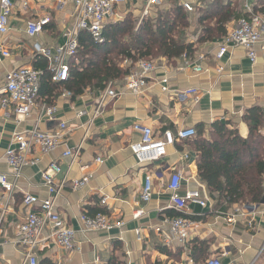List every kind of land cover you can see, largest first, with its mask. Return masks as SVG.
Returning a JSON list of instances; mask_svg holds the SVG:
<instances>
[{
	"label": "crops",
	"instance_id": "crops-1",
	"mask_svg": "<svg viewBox=\"0 0 264 264\" xmlns=\"http://www.w3.org/2000/svg\"><path fill=\"white\" fill-rule=\"evenodd\" d=\"M147 1L127 0L118 5L116 20L104 28L128 16L136 21L137 27L144 19H156L159 13H174L178 9L185 20L180 27V40L193 45L194 53L175 60H155L156 69L149 75L148 87L141 95L126 93L118 97L95 119L91 114L98 90L94 89L86 90L75 100L64 93L56 94L57 91L51 97L39 93L36 107L21 119L15 117L12 107L0 112V173L7 175L9 181L13 171L3 156L6 149L13 147V135L30 131L36 125L42 132L55 133L60 125H65L61 129V143L54 151L40 155L36 149L31 150L30 157L39 161L21 171L13 193L6 195L0 190L4 214L0 225V264H27L24 249L16 244L15 228L26 217L23 204L26 195L38 202L50 197L41 175L51 164L60 168L54 177L55 184L65 182L54 200V208L74 230L80 250L67 253L45 242L36 249L37 264H206L214 257H220L222 264H251L256 258L264 264V200L254 204L259 214L254 217L252 228L248 227L247 218H237L234 224H228L226 219L246 204L229 206L211 198L206 184L197 177L198 154L193 146L197 138L212 139L214 123L224 124L246 139L244 113L253 108L264 110V54L260 49L264 43L255 48V64L250 63L240 47H231L222 59H215L218 44L240 19L255 14L264 16V0H161L159 7L144 15ZM11 2L8 32L0 36V43L9 53L6 58L0 53V85L5 75L15 69L30 67L43 74L45 69L42 71L41 67H45L49 71V62L37 49L55 56L65 41L64 33L75 22L73 0ZM23 2L27 3L26 8L22 7ZM184 3L190 4L193 11H185ZM37 18H48L49 24L37 36L28 37L26 24ZM67 63L70 65L72 59ZM194 65H199L202 72L194 73ZM127 66L129 63L122 62L121 67ZM114 82L118 90L122 89V80ZM43 105L55 108V121L41 117ZM79 112L85 114L77 117ZM136 124L151 128L156 137H161L164 131L176 133L192 127L196 137L168 147L167 156L160 162L139 166L129 150V145L139 139L133 131ZM261 134L264 136V128ZM78 147L77 156H62ZM96 158H101L102 163L95 164ZM89 173L92 178L87 186L72 188V181ZM177 173L182 176L180 195L198 191L208 201L205 208L189 206L186 217L197 225L183 245L173 241L165 244L169 232L162 225L164 217L174 218L171 215L177 214L168 209L170 191L166 189L172 175ZM147 176L152 179L153 193L151 200L143 203L140 195ZM103 198L105 204H101ZM140 210L143 214L134 219L133 215ZM99 212L123 222V227L110 232L83 233L80 215ZM136 230L140 231V241L136 240Z\"/></svg>",
	"mask_w": 264,
	"mask_h": 264
},
{
	"label": "built area",
	"instance_id": "built-area-1",
	"mask_svg": "<svg viewBox=\"0 0 264 264\" xmlns=\"http://www.w3.org/2000/svg\"><path fill=\"white\" fill-rule=\"evenodd\" d=\"M127 0H73L75 11V22L73 28L64 33L65 41L59 46L55 56H51L45 49H37L38 54L49 62V71L53 83L65 82L69 76L70 65L67 60H75L78 50V34L86 32L95 43H102V31L106 24L116 20L115 9L118 5L126 3ZM161 0H148L144 8V15L153 7H159ZM23 8L27 3L22 4ZM183 9L192 12L193 7L184 3ZM11 0H0V36L8 32L9 18L12 14ZM49 24L48 18H37L26 24V34L28 37H35L40 34ZM264 43V16L251 15L248 19H240L235 29L229 33L218 44L215 53V59L218 61L224 57L231 47L242 48L251 64H255L257 54L255 48ZM264 54V45L260 47ZM0 53L2 57H8L9 53L4 50L0 43ZM156 69L155 61L139 60L132 65L130 73L122 81V89H117L115 82H109L98 91L96 101L91 114L92 119L99 117L105 108L118 97L128 93L134 96L141 95L149 83V75ZM194 73H201L199 65L192 67ZM221 68L218 72H221ZM42 73L30 67H22L12 70L5 75L3 83L0 85V112L5 113L8 107H12L13 113L17 119L27 117L34 107H36L39 97ZM163 83H166L164 80ZM164 91L165 88H162ZM194 95L193 92H188ZM197 97L194 103H197ZM55 108L43 105L41 108V117L48 121H55ZM84 112H79L77 117H81ZM65 125H60L59 131L55 133L42 132L37 128L22 133H16L12 137L13 147L6 149L4 160L7 166L12 169V181H9L7 175L0 173V190L4 194L13 193L15 183L20 177L24 168L34 166L38 159L31 158L32 149H36L40 155H46L54 151L62 140L61 129ZM133 131L139 135L137 142L129 145L136 163L139 166H148L160 162L167 156V148L173 147L177 143H184L196 137V131L192 127L184 128L176 133L164 131L161 137H156L149 127L134 125ZM80 152L78 147L73 153L66 151L63 157L77 156ZM184 159L187 156L184 155ZM102 159L96 158L95 164H101ZM60 172L56 164H51L41 175L44 186L47 188L50 197L38 202L36 198L26 195L23 204L27 209L26 217L23 223L16 226L17 242L24 249V261L27 264H37L36 249L42 244L50 242L67 253L78 252L79 246L75 243L74 230L67 225L64 219L56 212L54 200L63 188L65 182L55 184L54 177ZM92 174H86L79 180L71 182L73 189H81L88 185ZM181 173L172 175L166 189L170 191L168 209L175 211L179 216L174 218L164 217L162 225L168 228L169 237L164 239L165 244L171 241L183 245L187 242L196 223L192 222L186 216L189 214V206L196 205L201 208L207 207V198L198 191H187L183 195L179 194L181 188ZM153 184L150 176L144 180L140 200L148 203L152 198ZM1 201V200H0ZM103 198L101 204H105ZM143 212L137 211L133 218H139ZM258 207L254 204H246L241 208H236L226 222L234 224L237 218H247L249 228L253 226V219L258 215ZM3 210L0 202V225L3 220ZM82 225L81 231L88 233L110 232L113 229H121L123 222L116 221L102 213L88 216L82 213L79 217ZM137 241L141 240L140 231H134ZM256 258L251 264H260ZM206 264H222L220 257L209 259Z\"/></svg>",
	"mask_w": 264,
	"mask_h": 264
},
{
	"label": "trees",
	"instance_id": "trees-1",
	"mask_svg": "<svg viewBox=\"0 0 264 264\" xmlns=\"http://www.w3.org/2000/svg\"><path fill=\"white\" fill-rule=\"evenodd\" d=\"M184 21L178 9L174 13H159L156 19H144L137 27L136 21L128 16L120 23L103 28L102 43L93 42L86 32H81L76 61L70 64L68 79L53 83L49 71L41 67L45 71L39 93L51 97L57 91L56 94L64 93L75 100L88 89L100 91L109 82L123 81L139 60L191 57L194 46L180 40ZM122 62L129 66L121 67ZM242 121L248 128L246 139H241L224 124L214 123L211 140L197 138L193 141L198 154V179L206 184L212 199L229 206L259 204L264 200V136L261 134L264 110L249 109Z\"/></svg>",
	"mask_w": 264,
	"mask_h": 264
},
{
	"label": "water",
	"instance_id": "water-1",
	"mask_svg": "<svg viewBox=\"0 0 264 264\" xmlns=\"http://www.w3.org/2000/svg\"><path fill=\"white\" fill-rule=\"evenodd\" d=\"M264 202H262V204H263Z\"/></svg>",
	"mask_w": 264,
	"mask_h": 264
}]
</instances>
